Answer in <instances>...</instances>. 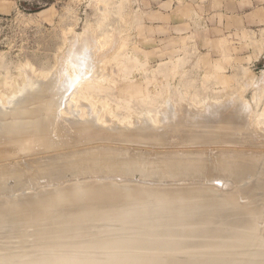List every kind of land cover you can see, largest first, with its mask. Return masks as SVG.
Returning a JSON list of instances; mask_svg holds the SVG:
<instances>
[{
    "label": "rangeland",
    "instance_id": "obj_1",
    "mask_svg": "<svg viewBox=\"0 0 264 264\" xmlns=\"http://www.w3.org/2000/svg\"><path fill=\"white\" fill-rule=\"evenodd\" d=\"M243 9L245 17H241V12L243 11ZM0 11V104L3 102L6 105L5 106L2 103L5 108H8L10 105L9 103H7V100L11 99L13 95L21 91L24 86L29 83L30 80H34L33 82L36 83L41 82L42 84L45 82L40 88L41 91H46L51 85L61 83L65 78L64 74L66 71L67 73L69 72V74L73 73L72 71H74V69L68 65V60L77 61L79 55L87 49H90L87 50V53H91L90 55L88 54L91 59V66L87 67L85 70L91 73V75L93 76L90 77L89 80L83 82L80 85L81 87H79L78 83L76 84L77 86H73L71 91L69 90L70 92H67L68 96L66 100L61 103V107L55 114V122H53L52 125L56 123L58 127L55 126L56 124L54 126H51V128L54 130L53 131L51 129L53 133L50 131L53 134L52 136H49V134H47L46 136L41 137V139L39 137V139L35 138V140H38L33 141L32 145L30 146L32 148H28V146L26 148L24 146L25 144H23L22 142H20V145L18 144L19 142L10 144L11 146L7 144L10 146L9 147L6 144L2 145L3 141H0V154L2 150L5 151L2 152L1 156L3 155V153L4 155L2 158L0 156V159L8 158L5 159L6 161L2 160L5 165H3V163H1L2 161L0 160V168H3V166L5 167L7 165V167H9V165L16 166V163L17 165L18 163H21L20 165L23 166H20V168L24 169L25 167H27V163H35L34 166H36V164L38 165L36 166V168L33 167V169H30V167L26 168L29 169V171H27L24 176V185H26L24 186V189H26L25 191L13 189L11 186H13V184H16V182L14 180L9 181V185H12L10 187L7 186V192L10 193L7 194L6 190L4 191V193L2 190L4 194L8 195V198L12 199V196H20V194L21 196H24L25 194L27 195L29 193L31 194L32 192H35L37 188L43 189L42 187L44 186L42 185L46 184L45 182L47 181V178H45L44 176L42 178H37L38 170L36 169L39 167L38 163H40L41 167V164L46 162L49 157H55L54 155L60 156L61 154V156H63V154L64 156L65 154H76L80 153V151L82 152L81 154H84L83 157L85 161H88L87 158H95L97 162L95 161V159L94 162H96V164L100 163V166H102L100 168L98 167L99 164L98 166L94 165V162L89 164L90 166L92 165V167H89L88 169L89 173H91V171L93 173H100L101 171L102 179H97V176H95L94 178L92 177L91 179H94V182L106 181V179L109 178L108 180H116L118 181V183H120L121 181L122 183L120 184H134V186L131 187H135V185H137L149 188L153 187L158 189H166L168 191H166V196H168L167 198L170 197L169 200L172 198L169 201V204L176 203V199L183 200L184 198H186L184 200H189V202H186V206H191L190 204H193V201H196L197 205H200L203 196L202 194L212 193L216 195L214 191L215 189H217L218 193L220 194L219 195L217 193V195L222 196L221 194L224 193L223 196H226L234 191L235 188L238 189V187L246 185L250 186L251 184H254L257 180H254L255 175H257L256 178L258 179H260L261 177L264 178V172L262 170V167H264V163L259 162V159L257 158L261 156V153L264 158V0H185L184 2L176 0L167 3V6L165 7L166 15H163V13L158 9L155 2H152L150 0H20L17 6L14 5V7L12 8L6 6L5 8H1ZM153 11H158V13H153ZM222 13L228 14V17L223 16ZM56 79L59 80L55 81ZM50 80L53 82H51ZM49 96H55V94L51 93ZM128 109L132 110L130 111ZM148 110H152V113L147 114L146 111ZM187 110H189L188 113L186 112ZM70 111L73 112L71 113ZM190 111H193L192 114L195 113L196 115L193 116L192 114H190ZM220 111H223L224 113H222L224 115H222ZM232 111H239L241 115H244V117L242 116L244 119L241 118L242 123L240 122L237 127L243 132L237 130L236 128L234 129L237 130V132L232 128V130L229 129L232 132H236L234 134L237 136L236 137L234 135L232 136L234 132L232 133L231 131H227L225 129L219 130L220 127L216 126L214 133L212 132V130L211 132H208L210 133L209 135H211V133H213L214 135L212 134L211 137H206L208 124L206 123L207 125H205L204 120L206 122L212 121V124L215 118L214 124L219 125L220 123L221 125V123H223L224 117L229 115ZM76 112H78L77 114L80 117V121L82 119L81 122H85L86 119L84 118L85 116H89V114L97 115L100 113L99 126L101 124H103V126L105 125L104 127L100 126L101 129L105 128V131L103 129L101 131L100 128L97 130L96 128V131H93L89 134L87 133V136L85 135L83 136V138H80V140L82 139L83 141H80L79 137H76V139L75 136L77 135L75 134V131H73L71 127L72 122H70L71 120L69 119L73 118L75 120V118H77L78 120H76L79 121V118L75 116L77 115L75 114ZM166 112L167 115L175 121V124H178L179 121H181L178 125H182V122L186 120V125H189L186 126L185 124H183L182 127H178L179 129H175V125L171 126V124H174V121L167 120L169 118H166ZM183 112L192 116H184ZM170 113H173V116L175 117H185V119L179 118V120L176 117V119L179 120L177 122V120H175V117L169 115ZM69 114H73V116H70ZM215 114H219L218 118H220V120H217V116ZM144 115H147V119H150V122L148 121L149 119H145L148 123L147 127L144 124V122L146 121L143 122V119L141 120L142 116L145 118ZM148 115L150 116L148 117ZM129 116H132L133 118H140L139 120L141 122H138H140L141 124L136 122V120L138 119H133ZM197 116L202 118V121L199 117L198 118L200 120H198ZM192 117L196 119L191 120ZM210 117H212L211 120ZM162 118L165 119L166 122L165 120H160ZM134 120L135 123L138 124V127L134 124ZM196 120L199 121V124L202 128L199 127V124L195 123ZM115 121L116 123L120 122L119 124H117L119 128L121 124V129L126 128L127 126L125 127V125H128L129 123V128L133 125L134 128H131L138 129V131L142 133L143 130H145V127L147 129L148 127H150L148 130H146V132L149 133L150 131L151 136L158 135L159 132L161 134L160 136L158 135L152 137L151 140H153L154 142L159 140V143L161 140L162 141L160 144L156 142L157 144L153 143V145L152 141H149V139L146 143L145 139L151 137L147 134L145 137L142 136L141 139L139 138V140L136 142L135 140L140 137L141 134L140 136L139 134H134L133 136V134L127 132L128 134L125 135V132H123L124 134L121 133L124 129H119ZM125 121L127 122V124L125 123ZM161 121L167 126L170 123V126L172 128H169L170 126L163 127ZM258 122H262V124L260 125ZM193 123H195V127L196 125L198 126L197 130L195 127H193ZM112 124L115 128L112 126ZM122 124H124V127L122 126ZM151 124H157V127L156 125H154V127ZM108 125H111V129L110 127H107ZM139 125L143 126H141L143 130H139ZM203 125L206 126L205 131L203 129V127L205 126ZM244 125L246 126L244 127ZM14 126L15 124H9L8 127L4 128V130H11V128ZM152 126L155 128L156 133H152L155 132L154 128L152 129ZM189 126H192L193 128L189 129ZM55 127L56 129H54ZM61 127L64 128L61 129ZM141 127L140 129H142ZM165 127L167 129H165ZM68 128H70L69 133L67 131ZM117 128L121 130V132H119L121 133V135L116 132L118 131ZM162 128H164V131H162ZM199 128L202 130H199ZM60 129L63 131L62 134L59 133L61 131ZM112 129L118 134V136L114 131L112 132ZM158 129L159 132H157ZM184 130L186 133L184 132ZM99 131L101 132V134ZM178 131L182 132V134ZM195 131L197 132L198 137H196V139V134L194 133ZM223 131H227L225 132V136L227 133L228 140H225V138L227 139V136L224 138L225 141L222 139V136L224 135ZM95 132L99 133V136ZM163 132L164 135H166L165 137H163L164 135L162 136ZM168 132L171 136L168 135ZM183 132L185 133V135L187 133L188 134L185 136L183 135ZM200 132H202L203 134L206 132L203 140V135L200 137L201 139H199V136L201 135L199 134ZM228 132H230L233 138L236 137L234 138V141H232L233 138L231 139V136L228 135ZM108 133H110L112 136H115V138L113 137L115 140H111L110 138H112V136H110V134ZM173 133L177 135H173ZM178 133L181 135H179ZM63 134H70V137H67L66 135L64 136ZM90 134L93 135V137L97 135L100 140L97 138V136H95L99 140H97V142L95 140L96 138H93L92 136H90ZM122 134L125 136H123ZM191 134L194 137H192ZM218 134H222V138L218 137ZM61 135L63 138H65L63 139ZM107 135L110 137H108ZM189 135L190 137H188ZM129 136L130 138H132V140L128 138ZM104 137L109 138L107 139V143L104 142L106 141ZM186 137H188L189 139H187ZM43 138H45L46 140L42 141ZM67 138L70 139H68L67 141ZM158 138H160L161 140ZM182 138L185 140L182 141ZM52 139L53 141L57 140L56 142H53L55 143V145L52 144ZM101 139H103V141ZM117 139L118 141H120V139L122 141L118 142ZM40 140L41 142H37ZM59 140L60 142L58 143ZM140 140L143 144L139 142ZM198 140H201V143ZM211 140L213 143L211 142ZM75 141L79 142V144H77V142ZM132 141L135 142L130 144V142ZM191 141L194 146H192L193 144L191 143ZM35 142L38 145H35ZM45 142L47 144L50 143V146L45 144ZM184 142L185 144L187 142L189 145L183 144ZM42 143L47 145L48 148ZM114 143H116L117 145ZM6 146L9 148L7 149ZM187 146L192 147L186 148V150L188 149L187 151H182V148L185 149V147ZM228 146H230V148ZM2 147L4 149H2ZM49 147H51L53 150H50ZM10 148L12 150H10ZM15 148H17V150L19 148L20 151H22L21 148H23V150H26L27 152L23 151L22 153H20V151L18 150L19 152L17 153V150ZM32 149H34V153H32ZM77 149L79 152L77 151ZM80 149H85L84 151L90 149V151L88 150V153L87 151L83 152V150ZM189 149L194 151H191L194 154H192ZM98 150L102 151L100 152ZM165 150L168 153H166ZM198 150H200V153L197 152ZM6 151H8L9 154L6 153ZM159 151H161L160 154H158ZM10 152L12 153V157H9L11 155ZM98 152L101 156H99ZM184 152H186L188 155H195L194 157L189 155V157L193 158H190L189 164L194 168V171L192 169V174L195 173L193 175L194 178L198 176L196 177L198 180L195 179V181H193L194 178H191V176L188 179L187 175H189L190 173H186V167L184 169L186 170L185 172H182L184 170H180L179 172L182 173V176L180 177L184 176V178L186 177L187 179H181L176 175L173 179H178L179 181H173V179H171L167 182L168 184L155 183L154 181H152L151 183L144 182L147 173L144 172V170L142 169L143 167L150 168V166H152V168H154L156 167V165L160 166V162L163 160L162 158H164V155H169L170 157L168 158L170 160H173L175 157H172V155L176 154L177 156H181L182 154H186ZM251 152L252 154H250ZM120 153L123 154V158L125 160L128 161V159H130L129 162H127L122 158V160L125 162V165L129 163V167H125V169L127 168L126 170L128 171L130 166L131 169L135 168L132 172L135 176L131 175V179L128 177L129 182H125L127 181L125 180L127 177L125 179H123L124 177L122 178L121 176L111 178L113 177V175H116L118 173L117 171H119V173L127 172L124 168V171L120 172L121 170H123L121 169V166H125L124 164H121V160L117 161L119 156L122 157ZM133 153L137 154L135 155ZM161 153L163 156L161 155ZM81 154H76V156L78 155L77 157H79L81 156ZM105 154L109 157H107ZM145 154L150 158L148 159ZM223 154L226 156H224ZM137 155L138 158H141V155L143 157L145 155V157L143 158L144 161L148 159L147 161H145V163H149V161L151 162L146 165L141 158L140 160L143 162L142 165L140 160H136L138 158H134L137 157ZM220 155H222L223 157L218 158L217 156ZM255 155H257V157ZM93 156L95 157L93 158ZM98 156L104 159H100L101 161H103V164L99 160ZM199 156L201 157V159L203 158L202 161L204 160L207 166L204 165V163L201 164L202 161L199 162V160H201ZM215 156L217 158H215ZM239 156L243 157L239 159ZM247 156H253L251 157V160L253 162L256 161L257 163H252V161L249 159L246 160ZM262 156L260 159H262ZM196 157V163L199 162L197 164L195 163ZM211 157H214L215 160V163L213 165L212 163L214 161ZM254 157L256 158L254 159ZM132 158L135 160H133ZM151 158L153 161L151 160ZM228 158L231 159L229 160ZM35 159H38L36 160V162L38 161V163L35 162ZM105 159H108L107 163H105ZM225 159L229 162V166L227 165L228 162H226ZM191 160H194V164ZM60 161L62 162L61 158L58 162L59 168H63L64 166L65 168H68L64 173L67 174L66 178L68 179L66 180H71V183L69 184L72 185L77 182L76 180H79V178H76V174H73L76 173V170L74 169L78 168H76L78 162L75 161V159L74 161H63V163H61ZM134 161H138L143 167L138 168L141 167V165L138 166L139 163H134ZM249 161H251V163ZM115 162L120 163V166H117V169L111 167V165H114ZM221 162H223L222 166H220ZM239 162L240 164H242H238ZM244 162L246 164H256L257 167L252 166L254 168L253 170L249 164L246 165L247 168L245 166L243 167ZM262 162H264V160H262ZM132 163L135 165H133ZM151 163L152 165H150ZM260 163L263 164V166ZM223 164L228 167L233 166V168L235 165V168L233 170H229V168L224 169ZM230 164L233 165L231 166ZM44 165L46 166V164ZM44 165L42 164V166ZM216 165L217 167L219 166V168H217ZM248 165L250 168H248ZM93 166H95L96 168ZM106 166L109 167L108 169L111 168L113 172L107 170ZM132 166H134V168ZM104 167L106 168V170ZM240 167H243V169L246 168L248 170L245 171L244 169L243 171V169ZM99 168L101 169L100 171ZM136 168L142 170L141 173ZM258 168L261 170H259ZM214 169L216 171H214ZM238 169L242 171L240 172L241 174L238 172ZM257 169L259 170V172L257 173H260V176L255 172L258 171ZM102 170L105 171L102 172ZM137 171L139 172V174H137ZM248 171H250V173ZM105 173H107L108 175ZM245 173L247 174L245 175ZM144 174H146L145 177H143ZM243 174L244 177L241 176ZM206 175H208V177ZM219 175H226L227 179L226 177L222 176L223 179L221 180L229 182L230 184L228 186H230L231 188L225 187V189L222 186L216 187L215 185L214 191H211L210 193L204 192V190L208 186L210 187L206 189L207 191L213 189L211 185H214V183L211 180L219 178L217 177ZM235 175L237 176V178ZM1 176L2 175H0V179L2 178ZM103 177H105L106 179ZM149 177L150 176H148V178ZM203 177L209 178L210 180H208L210 182L207 179H205L207 180L205 181ZM234 177L236 179L239 178L242 182L238 183V186L236 185L237 187L235 186L236 183H232ZM252 177H254V179ZM91 179L87 180L86 182H93ZM243 179L244 181H246L244 182ZM202 180L205 181H203V185H201V183V186L198 185V182H202ZM252 180L254 183H252ZM13 181L15 183H13ZM35 181H37V184L39 185L36 188L33 187L34 185H36ZM195 182L196 185L194 184ZM204 185H206L205 188H203ZM195 186H197L199 189ZM199 186L204 190H200ZM127 187L128 186H126V188ZM188 187H190V189ZM8 188L9 190L12 188L14 191H8ZM183 189L184 194L186 193L185 191H187L186 195H183ZM193 189L195 191L193 193H204L197 195L198 197L201 196L198 198L196 194L194 195L192 193ZM132 190L134 189L132 188ZM169 190L173 193H169ZM175 190L179 191L180 193L174 192ZM12 191L14 193L16 191L17 192L15 193V195H13L14 193ZM168 193L171 196H169ZM173 195L175 197H172ZM188 195L192 196V198ZM194 196L197 198H195ZM159 197L161 198V196L158 195L152 196V201L154 203L151 204L160 205L161 201L159 200ZM188 197L190 199H188ZM194 198L197 200H195ZM191 199L194 200L192 201ZM244 202L245 204L248 203L247 200H243V203ZM97 227L101 229L102 225H97ZM259 229L261 230H259L260 234L264 237V222L259 226ZM94 231H98V229H95ZM5 242L6 241L4 240V243L2 241L0 242V244L2 243L5 246ZM10 242H8L7 240V246H5V248H2L6 250L5 255L8 252L7 250L10 249L9 253H11V251H14V253H16L15 251L17 250V247L23 246V244H18V246H15L17 245V243L14 245V243L16 242L14 240L12 244H9ZM2 244L0 248L3 246ZM13 247L15 248L13 249ZM2 249H0V255L2 254ZM25 249L27 251H25ZM25 249L18 250H21L23 252L22 254H24V252L25 255L30 254L28 253L29 250L27 248ZM186 251H188V254L189 250ZM18 253L21 254L20 251L16 254Z\"/></svg>",
    "mask_w": 264,
    "mask_h": 264
},
{
    "label": "bare ground",
    "instance_id": "obj_2",
    "mask_svg": "<svg viewBox=\"0 0 264 264\" xmlns=\"http://www.w3.org/2000/svg\"><path fill=\"white\" fill-rule=\"evenodd\" d=\"M87 50H90V49H87ZM87 50L83 51V53H81L79 55L77 61H72V60L69 61L68 60V65L70 67H72L74 69V71H72L73 73H70V74H69V72L67 73V71H66L64 74L65 78L61 83L51 85L46 91H41L40 88L45 82L42 84L41 82L36 83V82H33L34 80L33 81L30 80L29 83L27 85H25L21 91H19L15 95H13V97L11 96L12 97L11 99L7 100V103L10 104L8 108H5L6 105L3 102L2 103L5 106H3L2 103L0 104V131L2 132V133L0 132V141H3V143L1 142L2 145H4V144L10 145V144L18 143V142H19L18 144L20 145L21 144L20 142H22L23 144H25L24 146L26 148H27V146L29 148L32 145L33 141H36L39 138L41 139V137L46 136L47 134H49V136L53 135L52 133L54 130L51 128V126H54L56 124L55 123L54 125H52V123L55 122V114L59 110V108L61 107V103L66 100V98L68 96L67 92H70L71 89L73 88V86H77L76 84H78V83H79V87H81L80 85L83 82L89 80L90 77H93L91 75V73H89L88 71L85 70L87 67L91 66V59L88 56V54L90 55L91 53H87L88 52ZM58 80L56 79L55 81H58ZM51 82H53V81H51ZM48 84H50V83H48ZM51 93L55 94V96H49ZM70 99H69V102H70ZM128 110L131 111L132 109H128ZM170 110H169V112H170ZM188 111L189 110H187L186 112L188 113ZM70 112L72 113L73 111H70ZM146 112H147V114H150V113H152V110H148ZM171 112H173V111H171ZM190 112L189 113L192 114L193 111H190ZM222 112L220 111V113L222 115H224L223 114L224 112L223 113ZM77 113L78 112H76L75 114H77ZM183 113H184V116L189 115L185 112H183ZM99 114H97V115L96 114H92V115L89 114V116H85V118L83 116V118L86 119V121L83 120L85 122H81L82 119L80 121V117L78 114L75 116L79 118V121H77L78 119L75 118V116H74L75 120L73 118H69L71 120L70 122H72L71 127H72L73 131H75V134L77 135V136H75V138L79 137V140H80V138H83V136H85L87 133L89 134L93 131H96V128L98 130L100 128V126H103V124H101L99 126V121H100L99 120ZM111 114H112V111H111ZM221 114H220V116H221ZM166 115H167V112H166ZM169 115L173 116V113H170ZM192 115L195 116L196 114L193 113ZM192 115H189V116H192ZM215 115L217 116V120L218 119L220 120V118H218L219 114H215ZM70 116H73V114H71ZM146 116H145V118L142 116L141 120L143 119L142 120L143 122L146 121V122H144V124L147 127V124H148L147 120L149 118L147 119ZM149 116L150 115H148V117ZM242 116L244 117V115H241L239 111H232L229 115L224 117V119L221 117L223 119V123H221V125H220V123H219V125L214 124L215 118H214L212 124H211L212 121L206 122L204 120V124L205 125L208 124L207 125L208 126L207 127V129H208L207 133L205 132L207 134L206 137H208V136L211 137V135L215 132L214 130L216 129V126L220 127L219 130L225 129L227 131H231L233 129L236 132H237V130L242 131L239 128H237L239 123L242 120L241 118H243ZM129 117L131 118L132 116H129ZM173 117H175V116H173ZM176 117H175V120H177L179 118L185 119V117H177V119H176ZM198 117L199 116H197V119L198 120L201 119V121H202V118L199 117L200 118L199 119ZM166 118H169V119H167L168 121H174L168 115ZM133 119H138V120H136L137 123L141 122L139 120L140 118L135 117ZM133 119H132V121H133ZM145 119H147V120H145ZM193 119L195 120L196 118L192 117L191 120H193ZM211 119H212V117H210V120ZM160 120H165V119L162 118ZM179 120H177V122ZM198 120H196V122H195L196 124H199ZM116 121H115V123H116ZM132 121H130V122H132ZM138 121H140V122H138ZM148 121L150 122V119ZM185 121L182 123L186 125L187 122H185ZM165 122H166V120H165ZM180 122L181 121H179L178 124H180ZM125 123L127 124L126 121H125ZM161 123H162V121H161ZM195 123H193L194 124L193 127H195ZM258 123L260 125L262 124V122H258ZM9 124H15V126L12 127L11 130L10 129L4 130V128L8 127ZM113 124H112V126H113ZM118 124H117V126H118ZM124 124H122V126ZM134 124L138 127V124L135 123V120H134ZM167 124H168V122H167ZM176 124L174 121V124H171V126L175 125V129L180 127V126L181 127L183 126V124L182 125L177 124L178 126ZM193 124H190V125H193ZM128 125H130V124L128 123ZM128 125H125V127L126 126L127 127L122 128L124 130L121 132L122 129H121V124H120V128H119V126H118V128L121 130H119L117 128L118 131H116V132H118V133L119 132H121V133L125 132V135L130 133V134H133V136H134V134H139V136L141 134V136L135 140L136 142L139 140V138L141 139L142 136L145 137L147 134L149 136L151 133L150 131H149V133L146 132V130H148L150 127H148V129L145 127V130H143V128H142L143 126L141 125L142 126L141 127L139 125L142 128V129H140V127H139V130H143V133H142V132L138 131V129H133L134 128L133 125L131 126L133 128L130 127L131 129H133V130H131ZM151 125H153V124H151ZM154 125H156V127H157V124H154ZM185 125H184V127H185ZM188 125H186V126H188ZM205 125H203V126H205ZM55 126H57V124ZM110 126L111 125H108L107 127H110ZM153 126H152V129L155 127V126L154 127ZM162 126L164 127L167 125H165V123L164 124L162 123ZM168 126H170V123ZM171 126L169 128H172ZM209 126H210V128H209ZM245 126L246 125H244V127ZM193 127L189 126L188 128L191 129ZM197 127L198 126L196 125V127H195L196 130L198 129ZM199 127L202 128L200 124H199ZM221 127H224V128H221ZM63 128L61 127V129H63ZM159 128H161V127H159ZM200 128H199V130H202ZM205 128H206V126L203 127L204 131H205ZM234 128H236L237 130H235ZM54 129H56V127ZM69 129L70 128L67 129L68 133L70 131ZM102 129H101V131H102ZM110 129H111V127H110ZM113 129H112V132L114 131ZM163 129L164 128H162V131H164ZM165 129H167V128L165 127ZM184 129H186V128H184ZM229 129H231V130H229ZM58 130H59V128H58ZM211 130L213 133H211V135H209L210 133H208V132L209 131L211 132ZM61 131L59 132L60 134L63 133V131L62 132ZM64 131H65V129H64ZM154 131H155V128H154ZM166 131H165V133H166ZM181 131H183V130H181ZM227 131H223L224 132V135L222 136L223 138L221 137L222 134L221 135L218 134L219 135L218 137H221L224 140V138L227 136V133L225 136V132H227ZM55 132H56V130H55ZM157 132H159V129ZM172 132H174V131H172ZM178 132H180V131H178ZM184 132H185V130H184ZM191 132H193V131H191ZM236 132H234L232 134V136ZM110 133H108V134H110ZM121 133H119V134L121 135ZM152 133H156V131L152 132ZM180 133L182 134V132H180ZM185 133L183 135H185ZM194 133L196 134V136H195V139H196L197 132L195 131ZM205 133L203 134L202 132H200L199 134H201V135L200 136L198 135L199 139H201L200 137L203 135L202 136V140H203V137H205V135H206ZM228 133H229L228 135L231 136L230 132H228ZM96 134H98V136H99V133H96ZM100 134H101V132H100ZM116 134H113V135H116ZM181 134H179V135H181ZM63 135L64 136L66 135L68 137L70 134L69 135L63 134ZM125 135H123V136H125ZM158 135L159 136L161 135L160 132ZM158 135H153V136L150 135L151 136L150 138L145 139L146 143L148 142L147 140H149V139H150L149 141H152V144L153 143L155 144L156 142L159 143V140L158 141L155 140L156 142L151 140L152 137L158 136ZM163 135H164V132H163L162 136ZM168 135L171 136L170 133ZM173 135H177V134L173 133ZM90 136L93 137V135H91V134H90ZM95 136H97V135H95ZM95 136L93 138H96ZM98 136H97V138H98ZM110 136H112V135L110 134ZM110 136H108V137H110ZM117 136H118V134H117ZM165 136L166 135H164L163 137H165ZM232 136H231V139L233 138ZM234 136H236V135H234ZM61 137H62V135H61ZM108 137H106V138L104 137L106 140L104 142L107 143V139H109ZM113 137L115 138V136H112V138H110V139L111 140L114 139ZM119 137H116V138H119ZM188 137H190V135ZM188 137H186V138L189 139ZM192 137H194V136L192 135ZM236 137H234V138H236ZM35 138H38V139L35 140ZM89 138H88V140H89ZM97 138L95 139L96 141L99 139V138L98 139ZM100 138H102V137H100ZM128 138H130V136ZM170 138H172V137H170ZM209 138H207V139H209ZM234 138L232 141H234ZM59 139H60V137H59ZM63 139H61V140H63ZM68 139H70V138H67V141H68ZM158 139H160V138H158ZM195 139H194V142H195ZM249 139H251V138H249ZM44 140H46V139L43 138L42 141H44ZM101 140L103 141V139H101ZM130 140H132V138H130ZM183 140H185V139L182 138V141ZM225 140H228V136H227V139L225 138ZM56 141H53V139H52V144L55 145V143H53V142H56ZM77 141H75V142H77ZM80 141H83V140L81 139ZM92 141H94V140H92ZM117 141H118V139H117ZM120 141H122V140L120 139ZM120 141H118V142H120ZM161 141H160V143H161ZM192 141H193V139H192ZM192 141H191V143H192ZM198 141H200V143H201V140H198ZM229 141H231V140H229ZM11 142H13V143H11ZM37 142H41V140L37 141ZM59 142H60V140L58 141V143ZM134 142L132 141V142H130V144L134 143ZM139 142L142 143L141 140ZM165 142H166V140H165ZM211 142H212V140H211ZM73 143H74V141H73ZM125 143H126V141H125ZM42 144H44V143H42ZM42 144H41V146H42ZM45 144H47V143L45 142ZM45 144H44V146H47L50 143L47 145H45ZM77 144H79V142H77ZM114 144H116V143H114ZM130 144H128V145H130ZM183 144H185V142ZM186 144L189 145L187 142H186ZM9 145H7V146H9ZM35 145H38V144L36 143ZM35 145H34V147H35ZM57 145H56V148H57ZM92 145H95V144H92ZM100 145H101V142H100ZM147 145H149V144H147ZM192 146H194V144ZM9 147H7V149ZM191 147L187 146V147H185V149L182 148V151L183 150L185 151L186 148H191ZM228 147L230 148V146H228ZM30 148H32V147H30ZM47 148H48V146H47ZM2 149H4V148L2 147ZM15 149L17 150V148H15ZM34 149H32L33 150L32 153H34ZM49 149L53 150L51 147H49ZM195 149H198V148H195ZM195 149H193V150H195ZM10 150H12V149L10 148ZM18 150H19V148H18ZM18 150H17V153L20 151V150L19 151ZM21 150L22 151H20V153H22L23 151L24 152L26 151V150H23V148H21ZM32 150H30V151H32ZM80 150H83V152L87 151L88 153L90 151V149H88L89 151L88 150L84 151L85 149H80ZM189 150H190V152L192 151L191 149H189ZM77 151H78V149H77ZM98 151H100V150H98ZM199 151L200 150H198L197 152L200 153ZM2 152H5V151L2 150ZM2 152H1V154H2ZM72 152H74V151H72ZM160 152L161 151H159V153L158 152L157 153L160 154ZM190 152H188V153H190ZM192 152H194V151H192ZM238 152H239V150H238ZM252 152L250 154H252ZM6 153H8V151H6ZM14 153H16V152H14ZM75 153H76V151H75ZM81 153L82 152L80 151V153H76V154L79 155ZM98 153H97V155H98ZM166 153H168V152L166 151ZM184 153H186V152H184ZM1 154H0V156H1ZM10 154L11 155L9 157H12L11 152H10ZM46 154H48V153H46ZM76 154H72V153L70 155L65 154V156L63 154L64 157L61 156L62 154L60 156L54 155L55 157H49V159L46 158L47 159L46 162L42 163L43 165L46 164V166L45 165L42 166V164H41V167H40V163H38V161L36 162V160H38V159H35V162L39 164V167H38L39 169L38 168L36 169V170H38V172H37L38 177L37 178H40V177L42 178L44 176L45 178H47V181L45 182L46 183L45 185L40 184V185L44 186V187H42L43 189L37 188V190L35 192H32L31 194L29 193L27 195L25 194L24 196H21V194H20V196L15 195V193L17 191L14 193L13 189L25 191L26 189H24V186H26V185H24V183H25L24 182V178H25L24 176H25L26 172L29 171V169H26V168L30 167V169L31 168L33 169V167L36 168V166H38V165L36 164V166H34L35 163L34 164L33 163H27L28 162L27 161L26 163L28 165L24 169V168H20V166L22 167L23 165H20L21 163L20 164L18 163V165H17L16 162H18V161H16L15 162L16 166H19V167L10 166V165H9V167H7L8 165L6 164L7 166H5V167L3 166V168H0V175H2L1 176L2 178L0 179V180H2V181H0V236H1L0 239H2V240H0V242L3 241V243H4V240L6 242L8 240V242L11 241L9 244H12V242L14 240V241H16L14 243V245L17 243V245H15V246H18V244L19 245L23 244L22 247L18 246L19 248L17 247V250L18 249L24 250L25 248H27L29 250L28 253H30V254L27 253L28 255H25V252H24V254H22L23 252L21 250H18V251L16 250L15 251L16 253L20 251L21 254H19V253L16 254V253H14V251L13 252L11 251V253H12L11 254V253H9V251H10V249H9V250H7L8 251L7 253H9V254L6 253V255H5L6 250H4L2 248L3 247L5 248V246H7V243L5 242V244H6L5 246H4V244L1 243L3 246L0 248V249H2L1 250L2 254L0 255V264H264V237H263V235L260 234L261 230L259 229V226L264 222V178L263 177L258 179V178H256L257 175H255L254 176L255 179H254V177H252V178L254 180L257 179L258 181L256 180L254 183L252 180V183H254V184H251V182H250V184H251L250 186L246 185V186L238 187V189L235 188V190L233 189L234 191H232L231 193H229V195H226V196H223L224 193L222 192L223 191L222 190L221 192L223 194H221L222 196H219L220 194L218 193L217 189H215V191H214L215 185H216V187L222 186L223 188H225V187L229 188L230 187V186H228L230 184L229 182H225V181L221 180V179H223V177H226V175H219V176H217L219 178L211 180L214 183V185H211L213 187V189L207 191L206 189L208 187H210V186H208L205 189L206 190L205 191L203 188H205L206 185H204V187L202 188L204 190V192L210 193L211 191H214L216 193V195L212 194V193L211 194H206V193L202 194L203 196H202V200H201L200 205L198 204L199 206L197 205V202L195 201L196 202L195 203L193 200L198 197L197 195H200L201 193H204V192H200V194L193 193V192H195L194 187H193L194 189H193L192 193L194 195L196 194L197 197L194 196L195 198L191 199V200L193 201V204H195L196 206L193 204H190L191 206H186V204H187L186 202H189V200L188 201L184 200L186 198H184V199L181 198L183 200H179V199L177 200L176 199V201H175L176 203L169 204V201L172 198L170 200H169L170 197L167 198L168 196H166L167 195L166 193L168 191L166 189H158V188H153V187L149 188V187H145V186L142 187V186H137V185H135V187H131V186H134V184H127V183L120 184V183H122L121 181H120V183H118V181H116V180H108L109 176L107 177L108 179L103 177L106 179V181H95L94 182L93 181L94 179L93 180L91 179L92 177L94 178L95 176H97L96 177L97 179H102L101 171H100L101 170L100 168L102 166H100V163L96 164L97 160L94 158L95 156H93V158L95 159L96 162H94V159H88V158H87L88 161H85L84 157H83L84 154H81V156H79V157H77L78 155L76 156ZM133 154H135V153H133ZM192 154H194V153H192ZM3 155H4V153H3ZM3 155L1 156V158L3 157ZM120 155L122 157H120L118 155L119 158L116 157V158H118L117 161L121 160L122 161L121 164H124L125 163L124 161H127V160H125L123 158V154L120 153ZM138 155H137V157H134V158H138ZM145 155H144V157H145ZM161 155H162V153H161ZM175 155H172V157L173 156L175 157L174 159L172 158L173 160H170L168 158V157H170L169 155L166 154L167 157L164 155V158H162L163 160L162 161L159 160V161H161L160 166L156 165V167H154L155 166L154 165L153 166L154 168H152V166H150V165H152V163L149 165L150 168H145L142 166L143 162L145 163V161H147L150 158L147 155L146 156L148 157V159L145 158L146 159L145 161L143 159L144 157L141 155L143 162L140 160L141 158L136 159L138 161L140 160L142 165L138 161H134V163L138 162L139 163L138 166L141 165V167H138V168L143 167L142 169L144 170L145 173H147V176H146V174H144V176H143V177L146 176L144 182L151 183L152 181H154L155 183H167L168 181L173 179L176 175L179 177L182 176V173H180L179 171L184 170L186 167L188 168V169L186 168V170L190 171V172H187L186 170H184L182 172L186 171L187 174H189V173L192 174V169L194 171V168L189 164L190 163L189 161L191 158V157H189V155H191V154L188 155L186 153V154H182L181 156H177V155L175 156ZM253 155H254V153H253ZM16 156H17V154H16ZM85 156H86V153H85ZM99 156H101L100 153H99ZM99 156H98L99 160L100 159L104 160V159L100 158ZM191 156L194 157L195 155H191ZM224 156H226V155H224ZM255 156L257 157V155H255ZM261 156H262V153H261ZM261 156L257 157L259 159L258 161L261 163H264V162H262V160H264L263 156H262V159H260ZM107 157H109V156H107ZM161 157H159V158H161ZM199 157H198V159H199ZM217 157L219 158V157H223V156L220 155ZM217 157L215 156V158H217ZM241 157H243V156H239V159ZM248 157L249 156H247L246 160H248V159L251 160V157H253V156H251L249 158ZM256 157H254V159ZM13 158H15V157H13ZM60 158L62 159V162L60 161L61 163H63V161L67 162L69 160L74 161V159H75V161L78 162V165H76V168L78 167L77 168L78 171H77V169H74V170H76V173H74L73 175L76 174L75 177L79 178V180H76L77 182H75L72 185L69 184V183H71V180H69V181L66 180V179H68V178H66L67 174L64 173V172H66V169H68V168H65V166L63 168L58 167V162H59ZM122 158L124 161L122 160ZM5 159H8V158H4V159H0V160L2 161ZM10 159H12V158H10ZM191 159H193V158H191ZM196 159H197V157L195 158V163H196ZM200 159H201V157H200ZM202 159L199 160V162L202 161ZM212 159L214 161L212 163V165H213L215 163L214 157ZM228 159L230 160L231 158H228ZM12 160H14V159H12ZM105 160H106L105 163H107L108 159H105ZM129 160L130 159H128L127 162H129ZM133 160H135V159H133ZM151 160H152V158H151ZM25 161H26V159H25ZM251 161H249V162L251 163ZM7 162H9V161H7ZM40 162H42V161H40ZM93 162H94V165L98 166V164H99L98 167H100L99 168L100 173L99 172L93 173L92 171H91V173H89L88 169H89V167L90 168L92 167V165L90 166L89 164L93 163ZM101 162L103 164V161H101ZM150 162L151 161H149V163ZM155 162H157V161H155ZM199 162H197V163H199ZM223 162H221L220 166H222ZM226 162H228V161L226 160ZM233 162H234V160H233ZM1 163H3V165H5V163L3 161ZM149 163H145V164L147 165ZM203 163H204V165H206L204 160L201 162V164H203ZM231 163H232V160H231ZM252 163H257V162L252 161ZM22 164H23V162H22ZM193 164H194V162H193ZM228 164H229V162L227 163V165ZM235 164H237V163H235ZM238 164H240V162ZM247 164H249V163H247ZM247 164L244 162L243 167L245 166L247 168V166H246ZM133 165H135V164H133ZM230 165L232 166L233 164H230ZM249 165H250V167L256 166V164L255 165L249 164ZM249 165H248V168H250ZM261 165L263 166V164H261ZM117 166L118 167L120 166L119 162H115L114 165H111L112 168H116V169L118 168ZM224 166H226V165H224ZM224 166H223L224 169L229 168V170H233L235 168V165H234V168H233V166L228 167L229 165L226 167H224ZM93 167H95V166H93ZM125 167H129V163H127L124 167L121 166V169H123V168L125 169ZM132 167L134 168V166H132ZM135 167H137V166H135ZM146 167H148V166H146ZM216 167H217V165H216ZM243 167H240V168L243 169ZM108 168L109 167H107V170H110L113 172V170H111V168L110 169H108ZM213 168H214V166H213ZM217 168H219V166ZM246 168H244L245 171L248 170ZM259 168H260V166H259ZM263 168L264 167H262V170L264 172ZM92 169H94V168H92ZM124 169L121 170L120 172H123ZM126 169H125V171H127ZM134 169H131V166H130V168L128 169V171L126 173H124V172L119 173V171L116 170L119 174L117 173L118 175L117 174L113 175V177H111V178H115L116 176H121L122 178L124 177L123 179H125L127 177L125 179L127 181H125V180H123V181L129 182L128 177L130 178L131 175L132 176L134 175V173H132ZM244 169H243V171H244ZM253 169L254 168L252 167V170ZM105 170H106V168H105ZM105 170H102V172ZM137 170H139L140 173L142 171L140 169H137ZM220 170H222V169H220ZM259 170H261V169H259ZM259 170L255 171V172L257 173V172H259ZM214 171H216V170L214 169ZM250 171H248V172L250 173ZM139 172L137 174H139ZM144 172H142V173H144ZM195 172H196V170H195ZM238 172L240 173L242 171L239 170ZM105 174H107V173H105ZM190 174L187 175L188 179L190 176H191V178H194L193 175L195 173L192 175H190ZM233 174H235V173H233ZM240 174H239V176H240ZM246 174L247 173H245V175ZM183 175H184V173H183ZM237 175H238V173H237ZM148 176H150V177L148 178ZM206 176L208 177V175H206ZM241 176L244 177V174ZM196 177H198V176H196ZM196 177L193 179V181H195V179H197ZM205 177H203L204 180L209 179V178H205ZM231 177H232V174H231ZM245 177H247V176H245ZM180 178L182 179V178H184V176L180 177ZM236 178H237V176H236ZM236 178L234 177V180H233L234 182L232 181V183L233 184L236 183L235 186L236 185L238 186V183H240L241 180L239 178L238 179H236ZM89 179H91L93 182H86ZM184 179H187V178L185 177ZM226 179H227V177H226ZM10 180H14L16 182V184H13V186H11L12 184L10 183L11 185H9ZM177 180L173 179V181H177ZM204 180H202V182L199 181L198 185H200V183H201V185H203ZM207 180H205V181H207ZM14 181H13V183H15ZM243 181H244V179H243ZM35 182H36L35 183L36 185H34L33 187L36 188L39 185L37 184V181H35ZM175 183H177V182H175ZM194 184L196 185V182ZM177 185H179V184H177ZM7 186H9V187L11 186L13 188V189L12 188L10 189V190H13L12 191L14 193L13 195H15V196H12V199L8 198V195L4 194L5 190L7 192ZM126 186H128V187L126 188ZM195 187H197V186H195ZM132 188L135 191L132 190ZM188 188L190 189V187H188ZM188 188H187V190H188ZM184 189H183L182 193L184 192ZM202 189L200 187V190H202ZM2 190L4 193L2 192ZM10 190L8 188V191H10ZM123 190H126V191H123ZM191 190H192V187H191ZM171 192L169 190V193H171ZM174 192L178 193L179 191L175 190ZM185 192L186 193L185 194L183 193V195L187 194V191H185ZM8 193H10V192H7V194ZM169 193H168V195H169ZM217 193L219 195H217ZM9 195H12V194H9ZM154 195L161 196V198L159 197L160 198L159 200L161 201L160 205L151 204V203H154L152 201V199H153L152 196H154ZM169 196H171V195H169ZM188 196L192 198V196H190V195H188ZM172 197H175V196L173 195ZM189 197H188V199H190ZM199 197H201V196H199ZM195 200H197V199H195ZM243 200L244 201L247 200L248 203L247 204H245V202L243 203ZM97 225H102L101 229L99 227H97ZM189 226H193V227H189ZM95 229H98V231H94ZM1 244H0V246H1ZM6 248H9V247H6ZM14 248L15 247H13V249ZM186 250H189L188 254H187L188 251H186ZM25 251H27V250L25 249ZM185 252H186V254H185Z\"/></svg>",
    "mask_w": 264,
    "mask_h": 264
},
{
    "label": "crops",
    "instance_id": "obj_3",
    "mask_svg": "<svg viewBox=\"0 0 264 264\" xmlns=\"http://www.w3.org/2000/svg\"><path fill=\"white\" fill-rule=\"evenodd\" d=\"M50 1H55V0H50ZM152 2H155V4L157 5L158 9L160 10V12L163 13V15H166L165 13V7L167 6V3L170 2V1H176V0H150ZM178 1H185V0H178ZM20 0H0V10L1 8H5L6 6H9V7H14L17 6V4H19ZM1 12V11H0ZM171 12V11H169ZM153 13H158V11H153ZM1 14V13H0ZM223 16L225 17H228L227 15L228 14H223ZM241 17H245L244 15V9L243 11L241 12Z\"/></svg>",
    "mask_w": 264,
    "mask_h": 264
}]
</instances>
